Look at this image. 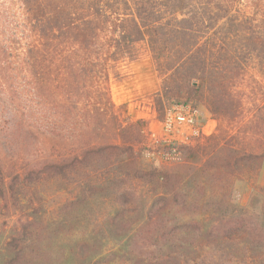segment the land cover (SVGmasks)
Masks as SVG:
<instances>
[{"label":"trees","instance_id":"trees-1","mask_svg":"<svg viewBox=\"0 0 264 264\" xmlns=\"http://www.w3.org/2000/svg\"><path fill=\"white\" fill-rule=\"evenodd\" d=\"M203 1L30 0L43 48L28 50L30 68L8 54L0 82V264H264V191L256 206L233 203L264 163V89L240 65L264 43L226 22L201 46L217 23ZM141 43L161 107L194 100L218 123L159 169L141 162L147 122L122 120L108 86L110 64Z\"/></svg>","mask_w":264,"mask_h":264},{"label":"rangeland","instance_id":"rangeland-1","mask_svg":"<svg viewBox=\"0 0 264 264\" xmlns=\"http://www.w3.org/2000/svg\"><path fill=\"white\" fill-rule=\"evenodd\" d=\"M25 1L26 4H22L19 0H0V82L6 87L11 81L9 69L11 66L8 54L9 56L12 54V60H14L16 68H30V62L26 58L28 50L35 48L37 52H41L43 48V43L30 30L28 22L30 18L28 13L30 0ZM51 1L57 4L60 3L68 8L70 7L68 2H71V0ZM33 2H35L36 6H42L40 3L45 5L48 0H32ZM203 2V4L207 3V5L198 4L195 9L203 13V9L209 6V14L213 17V22L217 21V23L213 28L204 30L205 32L201 36V46H204L210 39L218 38L217 33L226 22L238 26L244 25V30L242 29L240 33L236 34L234 39L260 40L264 43V0H204ZM8 20H15V26H17L14 29L16 35L13 36V49L12 51L10 49L9 52L6 50ZM135 51L137 52L135 59H122L110 64L108 86L112 101L122 114V120L126 122L139 120L147 122L145 142L142 145L143 150L140 149L141 162L145 166L158 169L164 168L183 160L182 149H180V159L174 161H167L159 157H145L143 152L145 147L148 146V134L150 131L156 132L159 130V124L163 120L166 110L171 105L183 103L187 100H163L161 107L158 95L161 92L162 81L156 71L152 53L145 43L138 44ZM246 51L245 59L240 63L241 68H244L243 75L251 83H261L264 89V48L254 50L251 47ZM56 60L58 64V59ZM57 64L55 62V65L50 66V68H57ZM150 68H153L157 75L159 83L157 89L148 73ZM127 89L130 94L126 98H122V94ZM192 101L190 103L196 105L202 114L210 116L215 121V132L218 124L217 120L212 117V114L202 103ZM234 190L233 203L236 206L250 207L252 204L256 206L255 200L264 191V163L260 175L254 184L246 180L238 181ZM255 197L256 199L254 200ZM254 210H257V207Z\"/></svg>","mask_w":264,"mask_h":264},{"label":"built area","instance_id":"built-area-1","mask_svg":"<svg viewBox=\"0 0 264 264\" xmlns=\"http://www.w3.org/2000/svg\"><path fill=\"white\" fill-rule=\"evenodd\" d=\"M205 120L201 110L192 103L171 105L165 112L158 131L148 134L145 157L167 161L180 159L182 147L192 146L204 136Z\"/></svg>","mask_w":264,"mask_h":264},{"label":"crops","instance_id":"crops-1","mask_svg":"<svg viewBox=\"0 0 264 264\" xmlns=\"http://www.w3.org/2000/svg\"><path fill=\"white\" fill-rule=\"evenodd\" d=\"M148 73L150 75L151 80L154 83L155 88L157 89L158 86H159V83H158V78H157V75L155 73V70L153 68H150L148 70ZM129 94H130V92L127 89V90L124 91V94H122L121 97L122 98H126V96H128ZM203 116H204V120H205L204 135L208 136L210 134H213V132L215 130V127H216L215 126V121L210 116L205 115L204 113H203Z\"/></svg>","mask_w":264,"mask_h":264}]
</instances>
